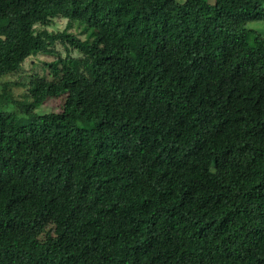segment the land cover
Masks as SVG:
<instances>
[{
  "label": "trees",
  "instance_id": "16d2710c",
  "mask_svg": "<svg viewBox=\"0 0 264 264\" xmlns=\"http://www.w3.org/2000/svg\"><path fill=\"white\" fill-rule=\"evenodd\" d=\"M252 20L264 0H0V81L68 52L21 101L0 82V264H264Z\"/></svg>",
  "mask_w": 264,
  "mask_h": 264
},
{
  "label": "rangeland",
  "instance_id": "374dc122",
  "mask_svg": "<svg viewBox=\"0 0 264 264\" xmlns=\"http://www.w3.org/2000/svg\"><path fill=\"white\" fill-rule=\"evenodd\" d=\"M177 1L182 3L185 0H177ZM209 1L213 2V0H209ZM246 28L248 30L257 32L264 37V20L249 21L246 24ZM66 29H68L69 33L76 34L81 39H86L87 37V33L84 32L83 26H80L79 24H72L71 28L69 29L67 20L63 18L55 19L53 24L47 28L49 33L54 35L57 33H61ZM67 54H68L67 48L62 43L56 42L53 48V53H51L50 55L39 54L37 56L28 58L23 65V69H22L23 71L21 73L5 77L0 82L1 83H4L6 81L9 82L10 83L9 89L12 95L15 97L16 100L21 101L24 99L27 92L26 87L23 84L27 82L26 78L35 73L49 76L50 72L48 71L49 69L47 65L52 63L58 57H66ZM72 54L76 57L80 56L78 52H73ZM0 92H1V86H0ZM60 106H61V99L50 98L44 103V105L41 108L36 110V112L38 114L58 112L60 111ZM0 109L7 111L18 110L15 104L3 106V101L1 99V96H0Z\"/></svg>",
  "mask_w": 264,
  "mask_h": 264
}]
</instances>
